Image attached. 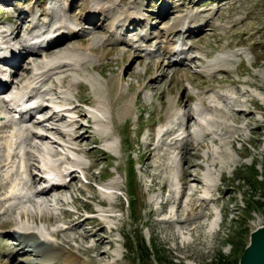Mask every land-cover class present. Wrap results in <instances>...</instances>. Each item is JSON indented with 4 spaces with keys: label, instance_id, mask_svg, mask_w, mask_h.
Here are the masks:
<instances>
[{
    "label": "rangeland",
    "instance_id": "obj_1",
    "mask_svg": "<svg viewBox=\"0 0 264 264\" xmlns=\"http://www.w3.org/2000/svg\"><path fill=\"white\" fill-rule=\"evenodd\" d=\"M109 2L115 3L114 9L104 13L110 22L107 30L111 35L99 30L106 26L98 20L97 26H84L85 31H94L90 37L78 32V36L73 34L74 41L65 42L59 47L63 50L59 56L78 53V58L85 62V70L82 71L79 67L81 73L72 72L76 80L83 83V87L79 91L75 88H58L54 93L60 96L61 92H66L67 103L75 105L77 100L88 99L89 80L96 85L93 84L96 92H99L98 96L109 87L111 94L118 96V91L122 88L127 94L125 99L113 97L116 134L111 143H108L109 146L112 145L113 151H107L104 144L98 142V137L90 132L93 130L86 124V120L82 121V133L86 136L88 147L83 153L77 154L76 159L85 166L91 164L92 169L87 174V180L78 179L79 177L76 179V184L70 191L72 194H57L68 203L62 210L58 208L56 201L45 203L42 207L39 205L41 208L35 205L38 214H47L44 220L47 219L49 223L43 224L45 231H50L49 226H54L53 230L62 227L63 224H59L61 220L72 223L77 218H87L86 212L94 214L98 206L89 202L91 196L101 190L98 188L101 182H104L103 186L116 182L113 195L117 205L114 209L116 230L112 233L105 230L111 236V244H103V251L107 252V256L101 257L103 260L98 263L92 262L93 264H159L157 258L169 263L203 264L219 252L239 259L249 242L250 233L264 225V129L257 128L258 125H264V0H165L163 6L173 11L171 18L167 20L150 13L157 8L158 0H90V6L100 7L109 5ZM195 4L197 5L194 6ZM6 5L8 9H5ZM130 6L136 10L143 9V25L135 31L130 26L126 32L115 31L114 23L125 17ZM205 9L210 10L204 14L202 11ZM85 13L84 0H75L72 6L68 5L67 0H0V38L4 37L14 51L24 41L38 43L46 36L44 34L40 38L42 32L56 29L57 25H65L70 29L80 27L79 16ZM15 14L17 16L13 17ZM195 14L197 18L193 20L192 26L197 27L202 21H207V26L201 31L193 28L188 36L182 33L174 38H167L172 39L171 43L179 46L177 48L182 49L185 54L183 63L167 67L177 56H170L169 59L164 57L168 41L162 32L171 27L173 19L180 20L186 26L188 15ZM19 23L21 26L18 28L16 25ZM182 26L178 30L183 29ZM146 29H149V39H139L141 31ZM14 30H18L15 38L12 34ZM52 30L50 34H54ZM63 30L66 33L67 30ZM85 39L88 41L81 45V41ZM86 47L95 49V52L91 54ZM107 53V57L97 61V57ZM59 56L52 60H57ZM32 59L28 58L27 61L32 60V65L35 63L40 66L49 58L40 55ZM97 62L100 64L96 65ZM22 64L26 65L25 61ZM156 64L163 66L158 72L154 70ZM146 68L151 69L144 75ZM32 71H35V67ZM161 72L164 75L161 76ZM60 76L65 77L66 74ZM60 76L52 81L53 86L54 83H59L57 80ZM154 77L158 79L151 84L150 80ZM85 83H88L89 88H84ZM144 85L146 88L143 89ZM50 87L49 83L42 86L35 98L39 97L41 100L44 95L52 98L51 94L42 93ZM242 104H246L244 108L250 113L246 117L237 113ZM87 105L89 104L79 109L89 115ZM212 105L217 110L205 109ZM194 106L207 114L209 121H205L204 130L211 133V139L202 138L200 133H195L196 137L189 139L191 141L183 142L180 152L175 150L170 140H164L165 144H157V139L159 149L148 151L146 144L151 141L152 136L158 130L174 125L171 121L181 134L186 125L178 127L177 124L183 122V113ZM20 125L19 128L13 126L15 132L26 136L24 129L30 125ZM187 125L192 128L193 122L189 121ZM8 131L10 130L7 129L3 135H9ZM49 137L57 143L61 139L50 133ZM200 140L204 141L201 145L198 144ZM2 141L0 139V143ZM45 145L64 153L58 144L52 147L47 141ZM20 149L24 151L25 146L22 144ZM35 150H29L34 159L39 156ZM86 152L91 157L85 156ZM253 164H256L254 168L260 181L257 184H253L252 180L242 179ZM130 168L134 171L132 186H128L126 179ZM187 172L195 176V182L191 181L192 176L185 175ZM178 182L181 184L183 197L177 195ZM184 183L188 189L184 187ZM170 190L172 194L169 195ZM131 193H134L135 199ZM25 196L30 195L26 193ZM31 199L33 200L32 197ZM167 199H171V202L166 203ZM23 202L25 199L20 206L26 207L28 212H35L32 202V209ZM51 203L57 209L46 212ZM249 206L255 210L249 213ZM75 208L78 210L76 213ZM15 216L0 218V228L16 225L12 223ZM9 218L12 220L7 221ZM54 219L57 226L50 223ZM27 224L33 228V223L28 221ZM79 225L80 229L75 232L63 231L64 235L60 234L59 239L52 238L50 241L59 242L60 249L67 252L79 247L82 243L81 236L88 235L84 232L100 233L92 223ZM215 225L216 230L212 228ZM74 237L77 244L63 243V239L70 240ZM13 238H0V264L9 260L10 256L6 254L12 251L10 248L16 241H21L20 238ZM84 244L91 246L92 240ZM25 250L28 253H21L20 257L17 256L19 259L16 263H13L29 264L34 260L29 253L33 249L27 247ZM146 250L150 255H147ZM76 254L83 261L89 260L88 256L78 251ZM94 256H98L97 252ZM112 259L118 260L112 263Z\"/></svg>",
    "mask_w": 264,
    "mask_h": 264
},
{
    "label": "bare ground",
    "instance_id": "obj_2",
    "mask_svg": "<svg viewBox=\"0 0 264 264\" xmlns=\"http://www.w3.org/2000/svg\"><path fill=\"white\" fill-rule=\"evenodd\" d=\"M67 2L69 6H72L75 0H67ZM164 2L165 0H158L157 8L155 10H152L150 13L155 14L157 17H161V19L163 20H167L171 18L173 11H171V9L169 8H165L163 6ZM109 3V5H99L100 7H98L97 5L90 6V0H84V9L86 10V13L85 15L79 16L80 27L70 29L69 27L67 28L65 25L60 24L56 29H54V34H50L51 30L42 32L40 38L43 37L44 34H46L45 38H43L44 40L39 41L38 43H33L32 41H28L26 43L24 41V43L19 46L20 48H17L14 51L11 50V47H9L6 40L3 39L4 37L0 38V43H5V47H2L3 45L0 44L2 45L0 46V53H3L2 55H0V63H3L4 66L0 68V72H4L2 78L0 76V134L2 133L0 135V139H3V141L0 143V218H6L10 215H16V219L12 221V223L16 225H11L6 228H0V238L14 239L13 237H17L21 239V241L18 242L15 240L16 244L10 248L12 249V251L6 254V256H10L8 258L9 260L4 264H15V261L19 259H17V256H19L21 253L27 252V250H25V248L27 247L33 249L32 252L29 253L34 257V260L29 264H93L102 261L103 259H101V257L106 255L107 252L103 251V244H111V236L106 234L105 230L108 229L110 233L116 230L114 225V220H116L114 209L117 205L115 204L113 198L114 189L117 184L116 182L104 185L103 189L95 192V195L93 197L91 196L89 202H93L95 205H97L98 210L95 211L94 214L92 213L85 215L87 216V218L85 217V219L83 220L75 218L76 220L74 222L63 223V226L60 228L58 227L57 230L52 229L54 226H49L48 230L50 231L42 235L36 233V231H34L33 228L27 224L28 221L36 225L39 224V221L49 223L47 219L44 220L47 214H38L36 212L35 205L37 204H35V201L31 199L33 195L42 196L43 204H50V202L56 201L59 204L58 208L62 210L63 207L68 205V203L61 198V195L57 196V194H61L64 192L71 193L70 191L72 190V188H74L73 186L76 184V179L79 177V174L82 172L85 177H87V174L92 169L91 164L89 166H85L79 159L69 157V153H83V151H85V148L88 147V143L85 138L86 136L84 133H82V121L86 120V124L89 125V128L93 130H90V132L98 137V142L104 144V147L107 151H113V148L111 147L112 145H108V143H111V139H114L116 134L113 116V105L115 101L113 97H115L116 94L115 96L111 94V87H109V89L107 88L106 90H103V96H98L97 93L99 94V92H96V89L94 87L95 84L93 83V81L89 80L90 82L88 83L90 84V93L88 99L85 101L80 100L81 102L77 100V103L75 105L67 103L66 99L68 98L65 96L66 92H61L60 96H56L54 93L58 91V88H62L65 90H71V88H75L79 91L83 87V83L77 81L74 76L75 74L73 75L72 72L80 71L79 67L82 71L85 70V62L81 61L82 58H78V53L74 55L66 53L63 56H59L63 52V50H60L59 47H61L60 45L65 42L71 43V41H74V36H78V32L82 34V36L90 37L94 33V31H85L84 26L94 27L97 26V23L99 22L101 24H104L106 28L98 29L106 34L111 35L109 29L107 30V28H109L110 22H108V17L104 15V13L108 10L114 9L115 3ZM196 5L197 4H195L194 6ZM139 9L136 10L135 7L130 6L126 10L125 17L119 22L114 23L115 31L118 30L126 32L129 26L133 29V31H135L137 28L141 27L144 23V19L142 18L143 9ZM208 10L205 9L202 12L206 14ZM196 16V14L190 16L188 15L189 20L187 21L186 26L184 25V23H181L180 20L173 19L171 27L165 29L164 32H162L164 33V38L166 39V41H168V47H166L167 51H165L164 57H167V59H169L170 56H177L175 60L167 64V67H169L170 65L183 63L185 59L184 51L182 49H178L175 43H171L173 41L172 39L168 40L167 38H174L175 36L182 33L188 36L191 34L193 28L201 31L203 27L207 26L208 22L202 21L197 27H193L192 22L197 18ZM20 24L21 23L17 24L16 26H18L19 28V26H21ZM181 26L183 29L178 30V28ZM63 29L67 30L66 33L63 32ZM77 29L78 31H76ZM149 29H151V26L149 27ZM149 29L141 31L139 39H144L145 41H147L149 39ZM12 34L13 38L17 37L18 30H14ZM87 41L88 39L82 40L81 45H83L84 42ZM86 48V50L91 54L95 52V49H88V47ZM41 51L44 52L41 53ZM40 55L49 59L40 66L35 63L32 65V57H38ZM57 55L59 56L58 59L56 60L55 58V61L52 60V58L57 57ZM107 56L108 53L100 57L96 56L97 61L100 62ZM28 58H31L32 60L27 61ZM24 61L26 65L22 64V62ZM98 62L96 63V65L100 64ZM34 67L35 71H32ZM161 67L163 66L160 64H156L154 70L158 72V69H160ZM150 69L151 68H146L144 70V75H146L147 72L150 71ZM9 71L12 72L10 73ZM82 71H80V73ZM65 74V77L60 76ZM99 74L101 75V73ZM161 74L164 75V73L162 72L160 73V75ZM58 76H60L57 80L59 81V83H54L55 85L53 86L51 83L53 80H56L55 78H57ZM155 77L150 80L151 84H154V82L158 79ZM48 83L51 85V87L43 90L42 93L46 95L51 94L52 98L45 97L44 95L41 100L35 101V103L33 104L26 101L30 96L31 99H35V94L40 93L42 86L44 87ZM88 83H85L84 88H89ZM144 88H146V85L143 86V89ZM262 94L264 96L263 92ZM117 95L118 96L116 97L120 98L119 100H124L127 96L126 92L122 88L120 89V92L118 91ZM4 97H6V99H4ZM20 101H22V103ZM11 104H16V107H14L20 109V112L18 113V120L16 122L19 124L27 123L30 125L29 127H25L24 129V131L26 132V136H24L20 132H15L16 130L15 128H13L14 125L12 124V116L14 117L16 115V110L12 109V107L10 106ZM83 104H89L90 107L93 108V110L89 112V115H86L82 112V110L79 109V107H83ZM262 104H264V102H262ZM244 107H246V104H242V106H240V108L237 110V113L246 117L250 113L247 112ZM124 109H127V107H125ZM205 109L217 110V107H213L212 105ZM35 110L37 111L35 112ZM65 111L72 114V119L66 120V116H64ZM37 112L39 114H42L39 119L35 118V114ZM182 116L184 118L183 122L177 124L178 127L182 126L183 124L186 125L181 134L179 133V130L175 129V123L171 121V124L174 125H170L165 129L162 128L158 130V132H156V135L152 136L151 141H147L148 143L146 144V148H148V151L154 152L159 149L157 146L159 142L161 144L164 143V140H170V144L174 145V148L177 152H180L182 150L183 142H187L189 139L196 137L195 133H200L202 138L211 139V133L204 130V123L205 121H209V118L207 114H204L202 110L194 106L190 108V111L188 110L184 112ZM189 121L193 122V129L189 127V125H187L189 124ZM257 128L260 130L264 129V125H258ZM7 129H9L10 131L12 130V132L8 131L9 135H3V133L6 132ZM49 133L53 135L55 134L59 136V138L61 137V139H64V145L61 146L59 143H57V141L50 138ZM2 135L5 137H3ZM157 139L159 140L156 144ZM201 140L200 143H198L199 145L204 142H201ZM47 141L50 142V145H52V147L57 144L58 146L60 145L64 153H62L58 149L57 150L59 152L47 147L45 145ZM177 143H179V146L177 145ZM22 144L25 146V149L24 151H22L23 153H20L19 148H21ZM31 148L33 150L36 149L39 154L36 159L33 158V155H31V151H29ZM187 150H189V148H187ZM84 155L87 157H91V154H89L88 152H86V154ZM17 159L20 160L17 161ZM39 162L42 163V166L46 171L54 175L56 178L61 179L68 176L70 177L69 181L66 182V179L62 185H58L51 181L49 183L50 185H48L47 188H40L36 190V185L42 181V178L39 176ZM64 164H67L68 168H70L68 174L64 170ZM191 167L193 166L191 165ZM188 172L187 174H184L191 177L192 174L190 175ZM191 181L195 182V176L191 177ZM187 186H189V182ZM184 187H186V184L184 185ZM191 188L190 192L192 191ZM186 189H188V187H186ZM168 192L169 195L170 193L172 194L171 190ZM26 193L30 196H25ZM80 193L82 194L81 191ZM192 194L193 193H191V195ZM179 196L183 197L181 191L179 193ZM24 199L29 203L32 202V206L34 207L35 212H28L27 209H25L26 207L20 206ZM210 200L211 199L209 198V201ZM170 202L171 199L166 200V203ZM198 204L200 203L198 202ZM47 207L48 208L46 212H51L57 209V207L55 208V206H53V203H51V205H48ZM77 211V208H75L74 213H76ZM49 214L52 215V213ZM198 218H201V216H198ZM10 219L12 220V218H9V220L7 221H11ZM50 223L56 224V219L52 220ZM79 223H92L100 233L94 234L92 231L89 233H87V231L84 232L88 235L81 236L82 238L80 237L82 239V243L79 245V247H75L77 250H75V248H72L67 252L60 249L61 245L59 242L53 243L52 241H50L52 240V238L59 239V236L60 234H63V231L72 230L75 232L77 229H80L81 225H79ZM55 226H57V224ZM215 226H212V228L216 230L217 226ZM70 240H67L65 238L63 239V243H65V245L70 244L71 242L76 243L75 237ZM90 240H92V245L85 246L84 243H87V241ZM77 251L82 255L88 256L87 258L89 260L83 261L82 259H80L79 255L76 254ZM96 252L98 254L97 257L94 256ZM116 260L112 259V263H114ZM108 264L111 263L109 262Z\"/></svg>",
    "mask_w": 264,
    "mask_h": 264
},
{
    "label": "water",
    "instance_id": "obj_3",
    "mask_svg": "<svg viewBox=\"0 0 264 264\" xmlns=\"http://www.w3.org/2000/svg\"><path fill=\"white\" fill-rule=\"evenodd\" d=\"M238 264H264V225L250 233L249 242L239 257Z\"/></svg>",
    "mask_w": 264,
    "mask_h": 264
},
{
    "label": "trees",
    "instance_id": "obj_4",
    "mask_svg": "<svg viewBox=\"0 0 264 264\" xmlns=\"http://www.w3.org/2000/svg\"><path fill=\"white\" fill-rule=\"evenodd\" d=\"M255 166H256V164H253L252 167L249 168L248 171H246L245 175L242 178L243 181L252 180L253 184L254 183L257 184V183L260 182V181H258V174H257V170L254 168ZM126 179L128 180V186H132L133 181H134V171H133L132 168H130L129 171L127 172ZM131 196H133V199H135L134 198V193H131ZM253 210H255V208L254 207L252 208L251 206H249L248 212L250 213ZM233 243L235 245V242H233ZM234 247H236V245ZM146 252H147V250H146ZM147 255H150V252L149 253L147 252ZM231 255H233V254H231ZM238 260H239L238 258H234L232 256H230V257L229 256H225L221 252H219L217 254V256L213 257L208 262H204L203 264H238ZM157 261L159 262V264H177L175 262H170L169 263L168 261L161 260L159 258H157Z\"/></svg>",
    "mask_w": 264,
    "mask_h": 264
}]
</instances>
